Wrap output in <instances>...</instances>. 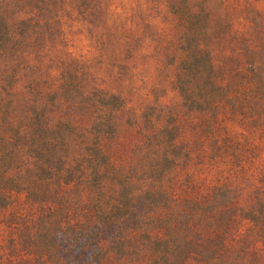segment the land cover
Wrapping results in <instances>:
<instances>
[{
	"label": "rangeland",
	"instance_id": "1",
	"mask_svg": "<svg viewBox=\"0 0 264 264\" xmlns=\"http://www.w3.org/2000/svg\"><path fill=\"white\" fill-rule=\"evenodd\" d=\"M209 1L214 22L227 26L210 45L226 98L189 112L174 86L179 25L165 0H5L9 20L50 30L21 52V97L26 82L42 92L63 72L121 97L133 126L103 148L132 192L145 190L140 170L150 163L137 150L146 108L173 118L181 156L162 184L164 207L148 211L142 199L117 225L95 215L114 181L103 198L78 184L52 186L43 198L0 189V264H98L95 233L103 264H264V82L248 66L259 60L264 78V0ZM79 231L84 240L73 241Z\"/></svg>",
	"mask_w": 264,
	"mask_h": 264
},
{
	"label": "trees",
	"instance_id": "2",
	"mask_svg": "<svg viewBox=\"0 0 264 264\" xmlns=\"http://www.w3.org/2000/svg\"><path fill=\"white\" fill-rule=\"evenodd\" d=\"M4 2L0 0V189L43 198L52 186L78 184L103 198L106 184L114 181L109 201L95 204V215L114 225L130 218L142 199H147L143 206L148 211L164 207L160 190L181 156L173 118L155 114L152 107L142 114L144 142L137 150L150 163L147 173L140 170L147 174L145 190L132 192L126 176L112 168L103 148L104 142L117 138L120 126H133L121 97L103 89L81 88L69 72L60 74L56 84L42 92L37 83L26 82L23 90L28 98L21 97L18 88L28 69L21 52L30 42L47 38L50 30L45 24L9 20ZM165 2L179 25L172 59H176L174 86L180 105L189 112L207 111L226 98L210 45L224 39L227 26L214 22L215 7L209 0ZM248 66L257 86L263 88L261 62H248ZM78 118L86 119V125H76ZM0 204H4L1 195ZM82 233L74 235L73 241L82 242ZM89 239L95 260L103 264L99 235Z\"/></svg>",
	"mask_w": 264,
	"mask_h": 264
}]
</instances>
